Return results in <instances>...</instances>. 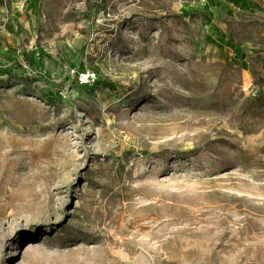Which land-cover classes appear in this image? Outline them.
Here are the masks:
<instances>
[{"label":"rangeland","instance_id":"obj_1","mask_svg":"<svg viewBox=\"0 0 264 264\" xmlns=\"http://www.w3.org/2000/svg\"><path fill=\"white\" fill-rule=\"evenodd\" d=\"M0 264H264V0H0Z\"/></svg>","mask_w":264,"mask_h":264},{"label":"built area","instance_id":"obj_2","mask_svg":"<svg viewBox=\"0 0 264 264\" xmlns=\"http://www.w3.org/2000/svg\"><path fill=\"white\" fill-rule=\"evenodd\" d=\"M90 79V74H87V75H83V80H89Z\"/></svg>","mask_w":264,"mask_h":264}]
</instances>
